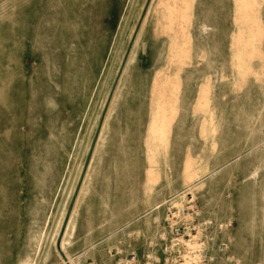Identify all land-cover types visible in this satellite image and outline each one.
<instances>
[{
  "label": "rangeland",
  "instance_id": "1",
  "mask_svg": "<svg viewBox=\"0 0 264 264\" xmlns=\"http://www.w3.org/2000/svg\"><path fill=\"white\" fill-rule=\"evenodd\" d=\"M28 1L11 62L25 77L0 111V264H63L55 233L97 131L61 239L71 264L158 251L167 206L230 219L218 264H264V0Z\"/></svg>",
  "mask_w": 264,
  "mask_h": 264
},
{
  "label": "built area",
  "instance_id": "2",
  "mask_svg": "<svg viewBox=\"0 0 264 264\" xmlns=\"http://www.w3.org/2000/svg\"><path fill=\"white\" fill-rule=\"evenodd\" d=\"M164 221L158 251L127 253L115 264H218L220 234L230 227L229 218L215 221L196 206H167Z\"/></svg>",
  "mask_w": 264,
  "mask_h": 264
},
{
  "label": "bare ground",
  "instance_id": "3",
  "mask_svg": "<svg viewBox=\"0 0 264 264\" xmlns=\"http://www.w3.org/2000/svg\"><path fill=\"white\" fill-rule=\"evenodd\" d=\"M12 1L15 3L14 4L15 6L11 9V12L8 15H6V19L8 18L9 19L8 22L10 23V30H9L10 32H8V33H10L11 39H9V37H10L9 34H7L8 37L4 38V36H2L0 39V111L1 112H9L14 108L15 102L13 101V96L11 93L14 90V85L12 84V82L14 80V77H16V74L20 73L22 77H25L24 70L20 66H18L17 68L12 67L11 62H13V60H14V58L12 56L13 51L14 50L16 52L21 51L20 39L23 37V23H22V21L21 22L18 21L15 17V15H17L18 18L20 16L19 14H16V11H18L21 8L20 7L17 8V7L19 5L23 6V4H27L29 1L28 0H12ZM1 29H2V25H1V21H0V31H1ZM12 36H13V39H12ZM5 115H7V113H5ZM13 121H14V116L8 114L5 121L0 122V127L9 126L8 129L3 130V134L1 136L8 134L9 130L13 127ZM86 171H87V169H86ZM77 182H78V180H77ZM79 190H80V188H79ZM157 217H155V218L157 219ZM59 229H60V227L57 229V231L55 233L54 242L56 241ZM151 241H153V239H151ZM60 246H61L62 251H63V242L62 241L60 243ZM46 256H48V253H46ZM59 256H60V254H59ZM65 256H66V261L62 260L64 262L63 264H71L70 259L67 257L66 253H65Z\"/></svg>",
  "mask_w": 264,
  "mask_h": 264
},
{
  "label": "water",
  "instance_id": "4",
  "mask_svg": "<svg viewBox=\"0 0 264 264\" xmlns=\"http://www.w3.org/2000/svg\"><path fill=\"white\" fill-rule=\"evenodd\" d=\"M132 42V41H131ZM131 45V44H130ZM130 49V46L128 47V50H127V53ZM97 137H98V131L95 133L93 139H92V142H91V145H90V148H89V151L87 153V156H86V159H85V162H84V165H83V168H82V171H81V174H80V177L78 179V182H77V185H76V188L74 190V193H73V196H72V199H71V202H70V205L68 207V210L66 212V216L64 217V220H63V223H62V226H61V229L59 231V234H58V237H57V240H56V250L58 251V253L60 254L61 258L66 261V256L65 254L62 252L61 250V247H60V243H61V239L63 237V234H64V230H65V227H66V224L68 222V218L70 216V213H71V210H72V207H73V203L75 201V198L78 194V191H79V188H80V185L82 183V180H83V177L85 175V172H86V169L88 167V163L90 161V157L92 155V152H93V149H94V146H95V143H96V140H97Z\"/></svg>",
  "mask_w": 264,
  "mask_h": 264
},
{
  "label": "crops",
  "instance_id": "5",
  "mask_svg": "<svg viewBox=\"0 0 264 264\" xmlns=\"http://www.w3.org/2000/svg\"><path fill=\"white\" fill-rule=\"evenodd\" d=\"M87 224L85 225L87 228H92V227H96V224L95 223H88V222H86ZM87 231V230H86ZM85 232V231H84ZM83 232V233H84ZM105 237V234H98V233H95V232H93L92 231V233H91V231H90V233L88 232V234H85V235H83L82 236V238H83V241L82 242H84V241H86V242H88V243H92L93 245L92 246H96V247H99V245L97 246L96 244L99 242L100 243V241L103 239ZM56 252H57V250H56ZM64 252V251H63ZM58 253V252H57ZM66 252H64V254H65ZM67 254V253H66ZM59 255V254H58ZM99 256V255H98ZM68 257V256H67ZM100 257H101V254H100ZM64 263V262H63ZM99 264H106L105 262H103V260L102 259H100L99 260Z\"/></svg>",
  "mask_w": 264,
  "mask_h": 264
}]
</instances>
